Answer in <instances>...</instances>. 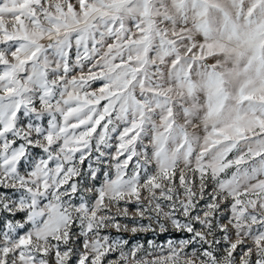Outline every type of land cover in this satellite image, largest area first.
<instances>
[{
  "label": "snow or ice",
  "instance_id": "snow-or-ice-1",
  "mask_svg": "<svg viewBox=\"0 0 264 264\" xmlns=\"http://www.w3.org/2000/svg\"><path fill=\"white\" fill-rule=\"evenodd\" d=\"M0 264H264V0H0Z\"/></svg>",
  "mask_w": 264,
  "mask_h": 264
},
{
  "label": "rangeland",
  "instance_id": "rangeland-1",
  "mask_svg": "<svg viewBox=\"0 0 264 264\" xmlns=\"http://www.w3.org/2000/svg\"><path fill=\"white\" fill-rule=\"evenodd\" d=\"M111 234L112 235H117L114 231H112ZM120 235L122 236L123 239L129 240V246L134 244V243H140V244L145 245V247H146L147 246V242L148 241H152L154 244H156V245L160 246L161 248L165 249V253L164 254H166L167 242L169 240H173L175 242H178L180 240V239L167 238V239H165L163 241H159L158 242V241L154 240V238H151V239H148L146 237L140 238V237L133 236L131 233H121ZM160 254L161 253L159 251H156L153 256H150V257H147V258L148 259H153V258H156V256H159Z\"/></svg>",
  "mask_w": 264,
  "mask_h": 264
},
{
  "label": "trees",
  "instance_id": "trees-1",
  "mask_svg": "<svg viewBox=\"0 0 264 264\" xmlns=\"http://www.w3.org/2000/svg\"><path fill=\"white\" fill-rule=\"evenodd\" d=\"M135 236L136 237H140V238L146 237L148 239L154 238V240H156L158 242L159 241H163V240H165L167 238H171V239H181V238H183L180 233H177V232L171 231V230L169 232H167V233H164V234H160L157 231L155 234H153V233H138Z\"/></svg>",
  "mask_w": 264,
  "mask_h": 264
}]
</instances>
